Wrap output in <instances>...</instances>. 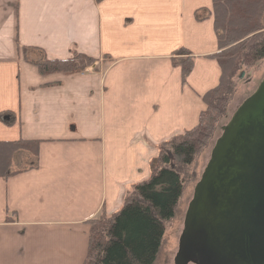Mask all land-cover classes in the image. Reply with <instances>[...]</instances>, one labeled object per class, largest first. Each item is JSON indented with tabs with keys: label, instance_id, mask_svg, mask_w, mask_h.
Returning <instances> with one entry per match:
<instances>
[{
	"label": "crops",
	"instance_id": "0c3cea01",
	"mask_svg": "<svg viewBox=\"0 0 264 264\" xmlns=\"http://www.w3.org/2000/svg\"><path fill=\"white\" fill-rule=\"evenodd\" d=\"M214 19L213 0H0V140L39 141L0 172V264L83 263L91 219L199 121L222 71ZM76 52L96 60L38 67Z\"/></svg>",
	"mask_w": 264,
	"mask_h": 264
},
{
	"label": "trees",
	"instance_id": "16d2710c",
	"mask_svg": "<svg viewBox=\"0 0 264 264\" xmlns=\"http://www.w3.org/2000/svg\"><path fill=\"white\" fill-rule=\"evenodd\" d=\"M213 6L219 42L214 55L222 67L219 82L204 93L206 107L197 124L165 141L169 145L152 158L149 176L125 195L121 208L111 213L102 211L91 219L89 247L82 264H154L165 233L164 222L174 216L184 191L183 175L227 114L236 88L234 76L238 69L264 58V0H213ZM95 60L76 52L69 57H46L37 64L42 72L69 71L85 69ZM178 60L186 78L194 57ZM5 112L0 115L5 116ZM21 142L33 145L20 147ZM38 143L35 139L0 140V172H13L8 161L13 148H32L37 154Z\"/></svg>",
	"mask_w": 264,
	"mask_h": 264
},
{
	"label": "water",
	"instance_id": "95a60500",
	"mask_svg": "<svg viewBox=\"0 0 264 264\" xmlns=\"http://www.w3.org/2000/svg\"><path fill=\"white\" fill-rule=\"evenodd\" d=\"M221 127L189 202L175 264H264V76Z\"/></svg>",
	"mask_w": 264,
	"mask_h": 264
},
{
	"label": "rangeland",
	"instance_id": "374dc122",
	"mask_svg": "<svg viewBox=\"0 0 264 264\" xmlns=\"http://www.w3.org/2000/svg\"><path fill=\"white\" fill-rule=\"evenodd\" d=\"M185 54V52H180ZM190 56V55H188ZM180 59V58H179ZM177 62H180L179 60ZM90 66V65H89ZM222 68V67H221ZM242 70L245 71V74L243 76H240V73ZM264 76V58L256 61L252 65H246L240 69H238L237 74L234 76L235 82H236V88L233 93L232 99L228 105L227 108V114H225L222 119L217 124V128L215 130L214 135L209 140L208 144L201 149L195 156L193 162L191 163L188 171L184 173V191L182 193V196L180 197L178 204L176 206L175 214L172 218L165 220V233L162 238V243L159 248L156 260L154 264H175V255L179 247V238L180 234L182 232V229L184 227V219L186 215V211L189 205V202L193 196L195 185L200 178L202 171L204 170V167L206 163L209 160L211 149L213 146V143L216 139V137L221 133L222 127L221 125L226 123V121L229 119L230 115L233 113L234 109L249 95L251 94L257 85L259 84L260 80ZM173 136V135H172ZM172 136L163 139L157 143L158 152L162 148H166L169 145V141L165 142L166 140H169ZM21 146H25L24 144H30L31 146L33 143H25L21 142ZM26 148V147H24ZM28 148V147H27ZM19 148H13L14 150H18ZM32 148L28 149V152H32ZM27 151V150H26ZM29 162V161H28ZM151 163V162H150ZM26 164L24 161L21 162L20 165ZM151 171V166H150ZM136 184V183H135ZM132 187L128 190V192L133 189ZM102 212V211H101ZM100 212V213H101ZM106 212V211H105ZM99 213V214H100ZM109 213V212H107ZM99 216V215H98ZM189 264H196L195 262H189Z\"/></svg>",
	"mask_w": 264,
	"mask_h": 264
}]
</instances>
